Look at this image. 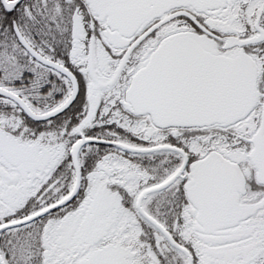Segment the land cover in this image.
<instances>
[{
	"label": "snow or ice",
	"instance_id": "snow-or-ice-1",
	"mask_svg": "<svg viewBox=\"0 0 264 264\" xmlns=\"http://www.w3.org/2000/svg\"><path fill=\"white\" fill-rule=\"evenodd\" d=\"M0 264H264V0H0Z\"/></svg>",
	"mask_w": 264,
	"mask_h": 264
}]
</instances>
